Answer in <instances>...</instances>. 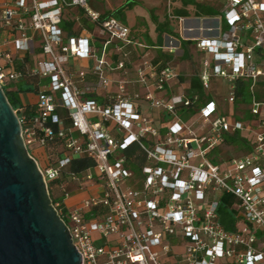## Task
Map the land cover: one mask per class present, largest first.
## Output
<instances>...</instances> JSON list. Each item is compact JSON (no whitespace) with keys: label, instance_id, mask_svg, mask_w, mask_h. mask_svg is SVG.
<instances>
[{"label":"built area","instance_id":"1","mask_svg":"<svg viewBox=\"0 0 264 264\" xmlns=\"http://www.w3.org/2000/svg\"><path fill=\"white\" fill-rule=\"evenodd\" d=\"M209 2L220 15L208 17L214 26L192 38L204 55L197 78L206 95L212 82L221 83L232 109L247 106V121L221 113L212 98L201 103L197 95L170 92L179 75L144 53L128 79L131 49L147 46L121 19L93 11L89 0H0V87L46 81L36 85V113L17 116L23 143L35 161L36 150L56 142L63 151L56 161L47 157L44 168L36 161L44 182L73 158L92 162L71 175L89 183L92 194L72 209L54 205L81 264H264V100L256 95L264 87V0ZM163 49L177 48L169 39ZM111 55L118 58L114 66ZM74 59L93 65L70 70ZM113 71L123 78L101 103L91 95L113 83ZM238 82L246 83L249 102L236 101ZM131 83L144 91L130 94ZM142 105L164 119L145 114ZM181 109L194 113L184 118ZM233 135L247 153L214 163L212 153ZM132 146L142 161L124 156ZM222 195L235 200L233 230L219 221Z\"/></svg>","mask_w":264,"mask_h":264},{"label":"water","instance_id":"2","mask_svg":"<svg viewBox=\"0 0 264 264\" xmlns=\"http://www.w3.org/2000/svg\"><path fill=\"white\" fill-rule=\"evenodd\" d=\"M0 264H81L1 87Z\"/></svg>","mask_w":264,"mask_h":264},{"label":"rangeland","instance_id":"3","mask_svg":"<svg viewBox=\"0 0 264 264\" xmlns=\"http://www.w3.org/2000/svg\"><path fill=\"white\" fill-rule=\"evenodd\" d=\"M127 2H132V4L130 8L124 10L125 22L128 26L132 27L134 36L146 44V52L151 55H163L161 60L174 67L179 75V82L172 83L169 91L172 93H186L190 78L197 76L199 73L200 62L203 57L196 49L195 42H189L185 47H182L180 41H186L193 37L198 28L214 26L215 22L208 21V17L195 16L194 10L191 7L186 8L188 16L183 17L184 21L180 22L173 13L175 9L182 7L179 0H89V7L93 11L106 13L113 11L121 5H125ZM166 26L172 29V33H169L167 30L163 32L158 28ZM189 27L194 28L195 31L187 32ZM156 36L163 39L161 47H164V42L165 45L168 44L169 38L177 40L180 44L179 50L174 54H169L163 48H158L157 44L151 41V38L155 40ZM206 57L209 58V56ZM18 85L14 84L13 87H17ZM225 91L226 89L222 87L221 83L214 81L207 94L215 101L221 113L247 121V106L237 105L235 109H232L226 102ZM258 94L264 98L263 86L258 88V93L256 91L257 96ZM247 101L249 102L248 98ZM150 113H153L159 120L164 119L162 112L150 110ZM247 150L245 143L242 145L227 143L217 147L212 153L211 158L214 163H225L229 158L246 154ZM174 252L181 253V249L174 248Z\"/></svg>","mask_w":264,"mask_h":264},{"label":"trees","instance_id":"4","mask_svg":"<svg viewBox=\"0 0 264 264\" xmlns=\"http://www.w3.org/2000/svg\"><path fill=\"white\" fill-rule=\"evenodd\" d=\"M182 7L180 9L174 10V15L176 17H187L188 11L186 10L187 7H191L194 10V15L197 17H217L220 15L219 12V6L216 2H199L196 0H179ZM132 2H127L125 5H122L121 7H118L117 9L106 12L105 15H113L115 17H120L124 21V15L122 11L126 8L131 7ZM67 27H71L72 23H67ZM86 28L91 30V26L84 24ZM162 26V25H161ZM163 32L168 31L169 33H172V29L170 27H158ZM190 41H180V44L182 47H185L187 43ZM184 51V48H183ZM163 55H157L156 59H160ZM23 89H17L16 91L11 90H4L5 96L7 98L8 103L11 105L13 110H17V108L20 106V103L18 101V98L16 94L18 92H22ZM186 93L188 96L197 95L199 98V102L204 103L205 99H211L208 95H205L202 86L200 84L199 79L197 76H193L190 78L187 86ZM236 95H237V102H246L247 101V87L246 83L244 82H238L237 88H236ZM93 97V96H92ZM258 100H263L264 98L261 97L259 94L257 96ZM36 112V108L33 106H26L24 107L23 111L19 113L18 111L17 116H24L25 118L29 119L31 118ZM193 110L189 109H181L180 114L182 117H186L188 114H193ZM247 118H249V115L247 114ZM228 144L232 145H242L245 143V141L240 138L238 135L230 136L227 139ZM46 156L50 161H56L58 157H60L61 153L63 152L60 146V142H56L54 145L48 146L44 149ZM124 156L129 159L131 157H134L137 161L141 160V153L139 152L136 147L132 146L128 150L124 152ZM92 166V162L85 158H73L71 163L62 169L58 175V177L50 182L47 183V189L49 193V197L51 199L52 205L54 206L57 204L58 201H61V199L65 196L66 193H68V187H70V184L72 182L71 175L72 174H80L82 172H85L88 168ZM133 170L138 173V170L136 167L133 166ZM59 193V194H58ZM235 202V200L231 196H225L222 195L220 198V204L218 208V214H219V221L224 226L226 230H233L234 223L236 219L238 218L237 211L231 209L232 204Z\"/></svg>","mask_w":264,"mask_h":264},{"label":"crops","instance_id":"5","mask_svg":"<svg viewBox=\"0 0 264 264\" xmlns=\"http://www.w3.org/2000/svg\"><path fill=\"white\" fill-rule=\"evenodd\" d=\"M196 1L209 2L210 0H196ZM124 10L122 11L123 15H124ZM101 14H105V13H101ZM119 19H121V18H119ZM123 22L126 23L125 22V15H124V21ZM82 23H83V26H84V24L91 26V30H89L87 28L89 31H94V27L92 24L87 23L86 21H83ZM131 29H132V27H131ZM196 36H200L199 31H196V33L194 34L193 37H196ZM133 37L136 40L140 41L138 38H136L134 36V33H133ZM193 37H191L190 39H187L186 41L194 42L192 40ZM169 39H172V38H169ZM172 40L174 41V45L177 48L176 51H178L179 47H180L179 42L175 39H172ZM151 41L156 43L158 48H163V47H161L163 44V39L161 37L156 36L155 40H153L151 38ZM164 46H166L165 42H164ZM131 50H132L131 55H130L128 63L126 65L127 70H128V75H129L128 79H131V81H132V79H134V67L138 64L140 57L143 53L146 54L147 58L151 60L153 65H157L159 68L164 66L165 63H167V62L162 61L161 58L156 59V56L158 54L157 55H151L150 53L146 52L145 50H141V49H135V50L131 49ZM202 57H204L203 54H202ZM108 59L111 62L112 66H114L118 58L115 55H111L108 57ZM92 65H93V61H91V60L74 59V60H71L69 62L68 68L70 70L84 69L86 71H89V69L91 68ZM199 70H200V68H199ZM175 71H176V69H175ZM111 78L113 80V83L108 88H100V87L95 88V91H94V93H92L91 96H93L97 101L103 103V102H105V100L109 94L111 95L117 91V82L119 81V79L123 78L122 71H113L111 73ZM86 81H87V83L96 86V80L94 79V77H92V75L88 74L86 77ZM37 83L44 84V83H46V81L42 80V81L38 82V80H36V79L35 80L31 79L30 81H21L19 83H16V84H19L17 87H13V85H14L13 84L9 89H7V90H11V91H16L19 88L23 89L22 92H18L16 94L18 101L20 103V106L17 108L16 111L21 113L23 111L24 107H26V106H33L36 108V105H35L36 104V92L38 91V88L36 87ZM127 90L129 91L130 94H133V92L142 93L144 91L141 87H139L138 85L132 84V83L130 85H128ZM141 109L145 114L150 115L153 118L157 119L153 114L156 112L150 113V110L147 109L144 105L141 106ZM58 113L61 116L66 115V112L64 110H61V109L58 110ZM36 153H37V156H34V157H35L39 167H41V168L46 167L47 156L45 154V151L40 149V150H36ZM92 189H93V187L87 182L78 183L76 181H72L70 184V187H68L67 196L66 197L64 196L61 199V201L57 202V204H60L64 210L75 208L81 203L82 200H84L85 198H87L88 196H90L92 194V192H93Z\"/></svg>","mask_w":264,"mask_h":264}]
</instances>
